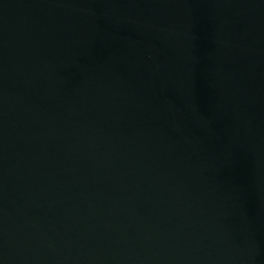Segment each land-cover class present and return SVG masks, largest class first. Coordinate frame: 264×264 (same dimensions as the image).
Returning <instances> with one entry per match:
<instances>
[{
    "label": "water",
    "instance_id": "obj_1",
    "mask_svg": "<svg viewBox=\"0 0 264 264\" xmlns=\"http://www.w3.org/2000/svg\"><path fill=\"white\" fill-rule=\"evenodd\" d=\"M0 264H264V0H0Z\"/></svg>",
    "mask_w": 264,
    "mask_h": 264
}]
</instances>
